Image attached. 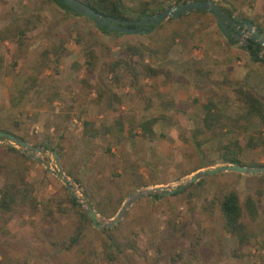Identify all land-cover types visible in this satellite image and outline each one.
I'll use <instances>...</instances> for the list:
<instances>
[{"label": "rangeland", "instance_id": "374dc122", "mask_svg": "<svg viewBox=\"0 0 264 264\" xmlns=\"http://www.w3.org/2000/svg\"><path fill=\"white\" fill-rule=\"evenodd\" d=\"M121 1H147L150 7L171 2ZM237 12L264 26V0H254L252 7H240L232 16ZM173 30L180 39L162 50L163 39ZM246 35L229 44L210 13L190 11L142 34L112 36L49 1L0 0V129L39 149L28 151L32 158L19 150L31 160L25 172L39 204L34 213L20 211L0 228V264H70L71 254L53 253L47 244L48 232L70 226V213H58L53 202L62 186L86 201L83 191L125 194L122 202L131 190L179 187L177 193L158 198L136 197L111 227L90 222L86 236L95 264H109L102 258L100 229L114 226L121 243H134L132 264H264V183L250 177L259 174L217 172L180 188L195 171L222 165L218 146L233 139L243 142L261 129L254 119L233 121L244 111L234 86L246 85L262 94L261 86L258 90L243 82L233 65L238 58L241 68L249 64L248 78L258 72L251 66L264 67L230 53L240 51ZM135 43L155 50L139 59L155 74L137 68L135 76L130 75L123 51ZM89 47L96 53L92 68L84 52ZM259 55L264 56V47ZM117 59L125 62L110 72L109 65ZM207 101L220 115L210 129L202 125ZM148 118L156 119L151 138L142 136L137 126ZM43 143L62 150V160L56 154L54 159ZM4 145L1 138L0 157ZM239 161L264 165V150L244 148ZM61 163L74 172L78 168L80 186L67 177L68 188L57 178V168L63 172ZM229 189L236 192L239 205L250 196L257 207L253 221L243 212L252 236L242 246L220 228L209 208L215 195Z\"/></svg>", "mask_w": 264, "mask_h": 264}, {"label": "trees", "instance_id": "16d2710c", "mask_svg": "<svg viewBox=\"0 0 264 264\" xmlns=\"http://www.w3.org/2000/svg\"><path fill=\"white\" fill-rule=\"evenodd\" d=\"M43 2L49 1L56 4L65 12H69L75 16L81 17L66 6L62 0H42ZM85 5L91 7L95 11L110 17H115L119 20H137L143 16L154 14L163 8L178 4L187 0H171V2L163 3L159 2L155 6H149L148 2L139 3L135 5H128L123 3L121 0H79ZM216 5L229 17L233 18L235 22L239 23H250L260 34H264V26L260 25L256 20L246 17L240 12L232 16V13L238 10L240 7L250 8L254 0H214ZM220 4L227 5L222 7ZM192 12L206 13L203 10H193ZM188 14V13H187ZM186 14H182L176 18H167L165 21L160 22L156 25V28L162 26L164 22L180 19ZM84 18V17H82ZM86 19V18H84ZM88 20V19H86ZM89 21V20H88ZM90 22V21H89ZM94 25V24H93ZM94 27L106 35L120 36L124 35L122 32L116 30H110L106 26ZM130 28L132 26H124ZM154 28L152 25L145 27V32ZM180 39L178 31L173 30L168 37L163 39V49L168 50L169 47ZM235 39L229 37L227 43H234ZM240 47L244 49L249 58L254 62L264 64V58L259 55V51L263 48L258 45L252 39L248 37L240 44ZM86 63L89 68L94 65L95 49L92 47L84 50ZM148 45L143 43L127 44L124 47V56L128 60L127 67L130 71V75L134 77V72L139 68L143 73L153 75L156 70L151 68L149 65L142 64L139 59L142 55H150L154 53ZM125 60L117 59L115 62L109 65L108 69L110 72L114 71V68L119 63H124ZM235 94V98L244 106V111L239 115L238 118L233 121L236 122L238 119H244L250 121V119L257 120L261 125V129L253 135L247 137L245 141H239L237 139L229 140L217 147L219 153V160L222 164L237 163L240 164L239 158L244 148L248 149H263L264 150V97L255 92L252 88L246 85H236L232 88ZM203 117L202 125L206 129H210L214 124L219 123L220 115L217 113L214 104L211 101H207L202 105ZM155 118H148L140 121L137 126L141 132V135L146 138H151L153 132L151 126L155 122ZM89 125V123H85ZM2 132H8L4 129H0ZM200 129L195 130L198 133ZM11 133V132H8ZM1 139V138H0ZM42 144V143H41ZM44 148L52 151L56 154L57 158L62 160L64 152L62 150H56L50 148L48 143H43ZM3 156L0 157V228H2L7 222H9L14 215L20 213V211H29L34 213L37 209L39 201L35 198L33 193V187L27 179L26 170L27 164L31 161L28 157L23 155L19 149L11 146L4 145ZM214 163L200 165L190 172H194L199 168L212 166ZM264 166L262 164H257ZM64 174L71 178L75 184L80 186L82 178L78 168H75V172L70 168H64L62 165ZM74 172V173H73ZM261 183H264V175L250 176ZM199 180L196 181L198 183ZM100 187L97 186V190ZM88 201L92 204L95 211L102 217L110 218L114 215L122 202L125 194H120L116 197L112 196L108 192L104 195L98 193H86ZM174 193H177L174 192ZM152 198L160 197V194L151 195ZM55 209L62 215H68L70 213V226L68 230L56 229L55 232H48L47 244L51 248L53 253L71 254L73 260L70 264H95L93 259L94 252L89 246L86 236L87 227L90 224V220L87 217L85 210L81 207L80 203L75 201L65 187H61V195L53 199ZM45 208L47 215L50 216V211ZM211 213L216 215L220 228L230 236L234 237L238 246L246 244L252 236V231L248 223L242 221L243 212L250 221L256 218L257 207L255 201L250 197H244L242 203L239 205L236 192L233 189L224 191L220 195H215L209 203ZM71 211V212H70ZM19 215V214H18ZM49 225V221H46ZM116 227L102 228L100 233L101 238V249L102 258L109 264H132L130 251L132 250L134 243L125 241L121 243L115 232Z\"/></svg>", "mask_w": 264, "mask_h": 264}, {"label": "water", "instance_id": "95a60500", "mask_svg": "<svg viewBox=\"0 0 264 264\" xmlns=\"http://www.w3.org/2000/svg\"><path fill=\"white\" fill-rule=\"evenodd\" d=\"M62 1L76 14L88 19L97 27L106 26L110 30H116L118 32H122L126 34H131V33L142 34L145 32L144 29L147 25L155 26L167 18H176L182 14H186L193 10H203L210 13L214 17L218 30L225 39H228L231 36L236 39H239L240 36L247 34L245 38L248 37L249 39L255 41L258 45L264 47V34H260L256 30V28L250 23L235 22L233 18L229 17L226 13H224L213 0H187L178 4L169 5L154 14L146 15L140 19L129 20V21L119 20L115 17L105 16L95 11L91 7L85 5L79 0H62ZM124 26H132V27L126 28ZM230 28L231 30H229ZM243 41L244 40H242V42ZM0 138H2L6 144L19 148V150L28 157L32 158V156L28 154V151H35V152L39 151L37 147L30 145L29 143H27L17 135L0 131ZM52 155L55 159V153H52ZM217 172H236L244 175L264 174V166H259V165L246 166L237 163H230V164L218 165L208 169L198 170L192 173V175L188 177L186 182L183 183L180 186V188L186 186L187 184L195 182L196 180H198L203 176ZM56 176L63 183L64 186L70 188L68 183L69 182L68 178L62 172L60 167H58L56 170ZM178 189L179 187L170 188L168 186H154L139 190H131L130 192L127 193L124 201L118 207L114 215L110 218H105L98 215V213L94 210L92 204L86 201V199L77 198L73 190H71L72 191L71 195L73 198H75V201L77 203H80L84 207L87 217L93 226L111 227L123 216L129 205L136 197L142 195H153V194L170 195L176 192Z\"/></svg>", "mask_w": 264, "mask_h": 264}, {"label": "crops", "instance_id": "0c3cea01", "mask_svg": "<svg viewBox=\"0 0 264 264\" xmlns=\"http://www.w3.org/2000/svg\"><path fill=\"white\" fill-rule=\"evenodd\" d=\"M254 2V1H253ZM252 5H253V3H252ZM252 5H251V7H252ZM231 51H230V53H232L233 54V56H236L237 54H235V53H239V54H241L242 56H243V58H249V55L247 54V52L245 51V50H241V48H240V51H237L236 49H230ZM238 57H236V59H237ZM241 64V61L239 60V58H238V60H235L234 61V67L238 70V74H241L242 73V81L244 82V81H247L249 84H251V85H253L256 89H258L259 90V86H261V88H260V94L262 95V96H264V72H263V70H264V67L263 66H261L260 68H259V70L257 69V67L255 66V65H253V66H251V68L250 69H253V68H255V70H257L258 72H256L257 74H256V76L254 77V76H252V78L250 77V78H248V74H247V72H248V70L247 69H249V64H247L248 66H247V68L245 67V68H241L239 65Z\"/></svg>", "mask_w": 264, "mask_h": 264}, {"label": "built area", "instance_id": "2783aa9c", "mask_svg": "<svg viewBox=\"0 0 264 264\" xmlns=\"http://www.w3.org/2000/svg\"><path fill=\"white\" fill-rule=\"evenodd\" d=\"M263 58H264V56H263ZM75 194H76V193H75ZM76 196H77V195H76ZM77 198L81 199V198H80V197H78V196H77Z\"/></svg>", "mask_w": 264, "mask_h": 264}, {"label": "flooded vegetation", "instance_id": "af4514ba", "mask_svg": "<svg viewBox=\"0 0 264 264\" xmlns=\"http://www.w3.org/2000/svg\"><path fill=\"white\" fill-rule=\"evenodd\" d=\"M229 30H231V28H230ZM231 38H233V39H234V37H232V36H231Z\"/></svg>", "mask_w": 264, "mask_h": 264}, {"label": "bare ground", "instance_id": "6f19581e", "mask_svg": "<svg viewBox=\"0 0 264 264\" xmlns=\"http://www.w3.org/2000/svg\"><path fill=\"white\" fill-rule=\"evenodd\" d=\"M78 195V194H77Z\"/></svg>", "mask_w": 264, "mask_h": 264}]
</instances>
